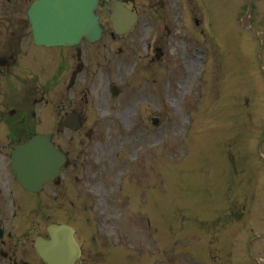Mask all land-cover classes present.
Listing matches in <instances>:
<instances>
[{"label": "rangeland", "instance_id": "1", "mask_svg": "<svg viewBox=\"0 0 264 264\" xmlns=\"http://www.w3.org/2000/svg\"><path fill=\"white\" fill-rule=\"evenodd\" d=\"M249 1L250 19L262 28L260 53L253 52L252 26L240 21L248 0H177L175 12L137 0L135 27L125 35L108 31L94 51L93 71L80 73L70 88L85 104L82 129L94 130L90 140L81 136L80 163L67 171L56 199L70 209L86 264H186L180 259L188 253L201 264H264V163L255 155L264 137L257 60L260 55L264 67V0ZM215 44L222 68L214 63L207 73L213 64L207 48L214 53ZM225 74L230 86L222 96ZM112 82L120 87L116 96L109 91ZM206 90L222 99L223 110L212 107ZM187 120L198 139L195 152L187 145ZM246 164H259L251 170L261 175H243ZM256 184L263 191L254 190ZM115 249L138 254L114 261Z\"/></svg>", "mask_w": 264, "mask_h": 264}, {"label": "flooded vegetation", "instance_id": "2", "mask_svg": "<svg viewBox=\"0 0 264 264\" xmlns=\"http://www.w3.org/2000/svg\"><path fill=\"white\" fill-rule=\"evenodd\" d=\"M11 5L0 6L4 12L0 13V32L2 29L9 34L28 36V25L20 14L19 0H8ZM4 50V52H2ZM21 51H28L27 46L16 47L12 44V38H7L5 44H0V56L4 61L0 63V96L2 109H0V126L7 125L13 119L5 118L4 112L8 114L15 112L17 116H26L28 113L35 116L33 110L28 109L27 102L35 103L38 98L43 100L44 93L41 91L38 97V84L36 81L29 83L28 78L20 79V85H11L9 78V66L15 60V56ZM24 85L22 88L21 86ZM47 102V100H45ZM23 113V114H22ZM23 116V117H24ZM21 133H15L11 127L7 131L0 130V263L2 264H39L32 236L33 224L28 222L29 229H17L24 227L23 221H17L24 214L32 211V205L24 206V197L21 188H17L13 177L6 169L1 158L5 157V143L19 141ZM9 144V143H8ZM13 186H9V183Z\"/></svg>", "mask_w": 264, "mask_h": 264}, {"label": "water", "instance_id": "3", "mask_svg": "<svg viewBox=\"0 0 264 264\" xmlns=\"http://www.w3.org/2000/svg\"><path fill=\"white\" fill-rule=\"evenodd\" d=\"M54 1V0H53ZM63 5L67 6V7H71V5H69L67 3V0H63ZM55 3V2H54ZM77 4V8H76V16L74 19H71V26H72V29H76V30H81L84 32V28L81 26L82 22H78L79 20H86V21H91V19L93 18V22H94V13H93V10L95 8V4H96V0H80L79 1V4H78V0L76 2ZM64 8V7H63ZM73 9H75V7H72ZM59 12V10H58ZM69 10H65V12L63 11V14L65 15V13H68ZM68 18H70L71 16H67ZM74 17V16H73ZM86 30H87V27H86ZM72 35H75V31L71 34ZM70 36V37H71ZM30 150V153L32 155V157L34 158V154H35V150L33 147H29L28 148ZM34 172H33V175H35V171H36V164L39 162V157L38 159H35L34 158Z\"/></svg>", "mask_w": 264, "mask_h": 264}]
</instances>
